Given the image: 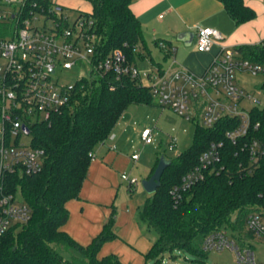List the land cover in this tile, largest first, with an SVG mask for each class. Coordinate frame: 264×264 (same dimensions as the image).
Listing matches in <instances>:
<instances>
[{
  "label": "trees",
  "instance_id": "trees-1",
  "mask_svg": "<svg viewBox=\"0 0 264 264\" xmlns=\"http://www.w3.org/2000/svg\"><path fill=\"white\" fill-rule=\"evenodd\" d=\"M31 1L44 6L53 2ZM84 1L91 4L93 11L80 13L95 20L103 37L105 56L120 50L130 64L138 66L139 61L150 60L152 69L164 70L163 63L155 61L147 47L142 24L132 10L134 0ZM219 1L237 26L257 18L256 11L244 0ZM154 43L160 48L163 61L172 58L170 41L159 39ZM234 50L243 58L264 65V41ZM261 88L264 92V83ZM152 104L156 103L148 85L129 76L118 80L114 74H107L77 83L70 108L53 115L50 122L31 128L32 147L45 152L43 171L34 176L8 175L5 183L6 191L24 201L33 217L28 224L12 228L0 239V264H123L116 255L100 256L102 248L118 238L116 211L113 210L102 232L83 246L63 231L69 220L66 205L79 198L94 160L91 155L95 156L96 149L110 139L126 111L133 105ZM251 113L253 123L260 124L251 138L264 142V107H256ZM238 125L237 119L221 120L212 129L198 123L193 148L171 161L161 187L146 200L139 213L141 221L158 235L145 256L147 260L160 261L165 254L173 255L177 250L205 257L209 253L203 249L206 238L223 228H231L241 245L248 246L247 240L254 238L246 230V221L254 213L264 217V157L254 164L240 146L226 139V132ZM218 142L224 143L222 172L207 174L177 204L173 189L198 165L209 146Z\"/></svg>",
  "mask_w": 264,
  "mask_h": 264
},
{
  "label": "built area",
  "instance_id": "built-area-1",
  "mask_svg": "<svg viewBox=\"0 0 264 264\" xmlns=\"http://www.w3.org/2000/svg\"><path fill=\"white\" fill-rule=\"evenodd\" d=\"M195 35L200 53L211 52L215 44L223 41L222 34L214 28H199ZM161 46L164 48L163 43ZM175 66L174 58L172 66L162 72L156 68L141 72L120 50L105 56L103 37L97 31L95 20L82 13L71 18L55 0L48 6L30 0H0V239L12 228L20 229L28 224L33 217L24 201L6 191V177L34 176L44 168V150L33 148L32 142L24 145L21 139L32 137L34 125L50 122L53 115L70 108L76 85L83 79L114 74L118 80L125 76L142 83L148 80L158 106L172 109L189 121L200 111L201 125L207 129L214 128L221 120L237 119L239 125L226 132V139L240 146L251 162L257 164L264 157V142L251 138V133L260 128L259 123H253L251 112L261 104L256 100L250 110L244 108V103L253 97L240 86L238 75L264 78V65L222 47L203 74ZM75 67L88 70L89 75L74 83L65 82L64 71ZM261 86L258 90L263 92ZM141 139L146 145L154 144L150 130H145ZM170 147L175 150L176 142ZM223 148V142L212 143L201 155L198 165L173 189L177 204L207 174L222 172ZM132 159L138 161L140 155L134 154ZM122 179L133 187L139 184L126 174ZM246 230L254 236L247 240L248 246L235 240L231 228H223L206 238L203 249L206 252L230 250L240 264H257L253 241H264V217L256 213L249 215Z\"/></svg>",
  "mask_w": 264,
  "mask_h": 264
},
{
  "label": "crops",
  "instance_id": "crops-1",
  "mask_svg": "<svg viewBox=\"0 0 264 264\" xmlns=\"http://www.w3.org/2000/svg\"><path fill=\"white\" fill-rule=\"evenodd\" d=\"M244 1L247 6L256 11L257 18L240 26L236 25L219 0H134L132 10L142 24L145 37L178 41L177 37L182 33L194 34L191 44L183 42L188 47L193 46L194 52L189 55L182 54L181 60L175 57V68L203 74L221 52L222 47L234 50L238 46L258 45L264 41V0ZM206 27L217 29L222 34L223 41L215 44L211 52L200 53L196 49L195 34L197 29ZM171 45L173 47L172 42ZM172 64L173 62L169 67ZM120 122L121 120L111 138L96 149L95 159L89 167L79 198L69 201L66 205L69 220L63 227V231L83 246H88L102 232L113 210L117 214L115 206L118 207L122 190L120 183L122 176L128 170L131 171L130 165H135L141 160V157L138 161L132 159L134 154H138L136 151L129 159L128 143L123 142L128 130ZM138 185L128 186L130 195L134 193ZM146 196L135 211L132 205H121L123 209L127 208V211H122L119 217L117 214L115 231L118 238L102 248L103 256L116 255L123 264H128L130 248L141 253L138 245L139 229L141 225H147L141 221L139 213L150 197V195ZM141 254L146 256L145 253Z\"/></svg>",
  "mask_w": 264,
  "mask_h": 264
},
{
  "label": "rangeland",
  "instance_id": "rangeland-1",
  "mask_svg": "<svg viewBox=\"0 0 264 264\" xmlns=\"http://www.w3.org/2000/svg\"><path fill=\"white\" fill-rule=\"evenodd\" d=\"M21 1V0H14ZM66 7V14L71 18H76L80 12L91 13L92 6L89 2L84 0H55ZM42 21V20H41ZM43 22V21H42ZM41 24V22H40ZM158 40L151 36H146L145 41L147 47L152 54V57L157 62H162L163 67L168 68L173 62L174 58L181 60L182 54L186 55L194 52V47H188L183 42L177 40H170L173 43L176 54L168 61H163V56L160 48L155 45L154 41ZM167 40V39H166ZM138 67L141 72H150L152 66L150 60L145 62H138ZM89 71L75 67L72 71H64L63 79L67 83H74L80 77L88 76ZM240 79V86L246 90L248 94L253 97L252 101L244 103V108L250 110L254 106L253 101L258 100L260 106L264 107V92H260L258 88L264 83V78L253 77L252 75H238ZM145 85H149L148 80L144 81ZM200 111L196 112V116L191 121L185 117L178 115L175 111L169 108H162L156 104L152 105H133L124 114L120 124L126 126L128 130L124 135L123 142L128 143L129 159L134 151L138 153L141 160L135 165H130L131 171H127L126 175L129 178L137 179L139 182L138 188L132 195L129 194L128 183L121 179L122 190L118 199L117 210L118 217L122 211H127V208H122L123 205H132L134 211L142 204L146 196L143 188V181L151 178L158 161L165 157L167 161L175 160L179 155L189 151L193 148L195 142V132L198 128V123L202 124L200 119ZM145 130H150L153 135L154 144L146 145L141 137ZM175 141L177 148L171 149L172 142ZM32 137L23 136L21 143L30 145ZM132 172V173H131ZM123 175V174H122ZM133 176V177H132ZM149 197V195L147 194ZM146 196V197H147ZM142 197V198H141ZM142 199V200H141ZM122 205V206H121ZM140 241L138 243L141 253L147 254L151 250L154 241L157 238L155 232H149L147 226L140 227ZM125 231V229H124ZM126 233V231H125ZM232 235V234H231ZM152 244V245H151ZM149 246L151 248H149ZM254 252L256 254L257 264H264V241H253ZM149 249V250H147ZM147 251V252H146ZM100 256H103L101 254ZM140 252L130 248L128 252V264H240L237 256L230 250L224 251H210L206 253L205 257H194L187 251L177 250L171 255L167 253L160 261L155 259L147 260Z\"/></svg>",
  "mask_w": 264,
  "mask_h": 264
},
{
  "label": "water",
  "instance_id": "water-1",
  "mask_svg": "<svg viewBox=\"0 0 264 264\" xmlns=\"http://www.w3.org/2000/svg\"><path fill=\"white\" fill-rule=\"evenodd\" d=\"M177 39L178 41L191 44L194 39V34L185 32L178 35ZM26 132L29 134V131L27 129ZM170 165L171 161H167L165 157H162L160 159L158 167L156 168L151 178L143 181V188L150 196L154 195L161 187L163 174Z\"/></svg>",
  "mask_w": 264,
  "mask_h": 264
}]
</instances>
